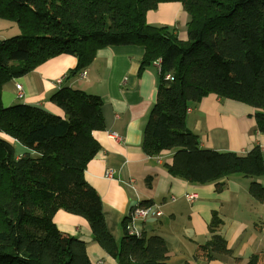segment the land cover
I'll return each instance as SVG.
<instances>
[{"label":"trees","instance_id":"trees-1","mask_svg":"<svg viewBox=\"0 0 264 264\" xmlns=\"http://www.w3.org/2000/svg\"><path fill=\"white\" fill-rule=\"evenodd\" d=\"M163 3H180L189 16L185 39L173 26H153L147 14ZM0 19L20 33L0 40V264H92L85 242L61 232L59 210L84 219L93 239L119 264H168L160 237L109 232L98 192L85 180L88 163L100 150L94 131L104 130L103 101L82 90L62 88L48 100L62 115L28 104L5 107L3 87L60 55L89 66L110 46L145 49L141 71L161 61L157 101L144 129L150 157L175 150L169 174L191 184L219 183L241 174L252 182L251 196L264 200V152L245 154L203 149L186 127L188 109L215 94L256 109L264 135V0H0ZM173 81L166 80V75ZM22 147L24 153L17 152ZM195 258L230 255L218 235ZM246 264H264V251Z\"/></svg>","mask_w":264,"mask_h":264},{"label":"crops","instance_id":"crops-1","mask_svg":"<svg viewBox=\"0 0 264 264\" xmlns=\"http://www.w3.org/2000/svg\"><path fill=\"white\" fill-rule=\"evenodd\" d=\"M188 20L180 3L161 4L147 14L151 25L176 27L182 40ZM144 53L140 45L106 47L78 72L74 71L77 58L57 56L6 83L3 105L28 104L62 115L48 100L52 93L71 88L99 96L105 129L93 132L100 150L88 163L85 180L101 197L112 236L121 241L127 216L138 200L144 205L155 203L161 205L162 216L139 222L138 228L146 238L164 240L168 264H246L254 254L264 251V200L258 202L251 196L252 181L241 174L219 183L195 185L167 171L165 165L172 163L175 150L155 157L145 154L144 129L157 101L160 71L155 64L141 71ZM83 71L85 78H81ZM59 78H63L60 84L56 82ZM17 84L23 86L22 99L17 97ZM255 112L245 103L210 94L190 108L186 127L198 136L203 149L245 154L260 146L264 152V135L257 131ZM113 133L119 139L112 137ZM18 149L20 153L25 151L20 146ZM109 170L113 171L112 178L106 176ZM129 181H133L135 190L127 185ZM257 182L264 186V177ZM190 195L195 198L189 200ZM214 215L221 220L218 235L231 254L211 261L197 259V248L213 236L209 226ZM54 222L61 232L86 243L92 264H119L94 241L84 219L59 210Z\"/></svg>","mask_w":264,"mask_h":264},{"label":"built area","instance_id":"built-area-1","mask_svg":"<svg viewBox=\"0 0 264 264\" xmlns=\"http://www.w3.org/2000/svg\"><path fill=\"white\" fill-rule=\"evenodd\" d=\"M161 61L157 60L155 62L156 64H160ZM86 76V71H83L81 73V78H84ZM167 80H172L173 77L171 75L166 76ZM58 83H60L58 81ZM16 91H17V97L19 99H22L24 97V89L21 84L16 85ZM112 137L119 139V136L115 133L112 134ZM107 178H112L113 177V172L108 171L106 174ZM132 190H135V187L133 185L127 184ZM195 198V195H190L188 196L189 200H193ZM163 211L162 208L159 206H149V207H144L140 200L135 203V205L132 207L130 213L128 214V220L126 223V227L128 232L131 235H135L137 237H142L141 230L138 228V223L139 222H145L148 219L154 218L158 219L162 216Z\"/></svg>","mask_w":264,"mask_h":264},{"label":"rangeland","instance_id":"rangeland-1","mask_svg":"<svg viewBox=\"0 0 264 264\" xmlns=\"http://www.w3.org/2000/svg\"><path fill=\"white\" fill-rule=\"evenodd\" d=\"M163 4H166V3H163ZM182 6V5H181ZM183 8V7H182ZM184 10V9H183ZM153 25V24H152ZM153 26H162V25H153ZM186 26V25H185ZM184 29H185V27H184ZM185 31H186V29H185ZM20 33V31H19V28H18V26L15 24V23H13V22H10V21H7V20H2V19H0V40H5V39H8V38H11V37H14V36H16V35H18ZM156 66L158 67V69H159V71H160V66H161V63L160 64H156ZM170 75V74H169ZM167 76V75H166ZM86 77V76H85ZM84 77V78H85ZM173 77V76H172ZM165 79H166V77H165ZM167 80V79H166ZM174 79H172V80H169V81H173ZM58 81L60 82V83H62V81H63V78H59V79H57L56 80V82L58 83ZM60 83H58V84H60ZM190 112V108L188 109V112L187 113H189ZM188 115V114H187ZM191 131V130H190ZM192 132V131H191ZM19 151V149L17 148V152ZM109 171H111V170H109ZM113 172V171H112ZM128 184H130V185H133L134 186V183H133V181H129V183ZM135 187V186H134ZM141 202V201H140ZM142 203V202H141ZM142 205L144 206V207H149V206H159L160 208H161V205H159V204H155V203H153V204H150V205H144L143 203H142ZM127 220H128V216H127V219H126V222H125V224H124V231L127 233V235H129V236H135V235H131L129 232H128V230H127V227H126V223H127ZM137 237V236H136Z\"/></svg>","mask_w":264,"mask_h":264}]
</instances>
